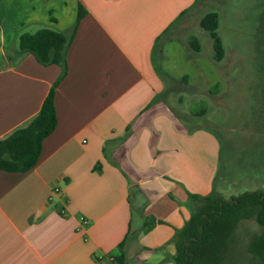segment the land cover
Instances as JSON below:
<instances>
[{
    "label": "crops",
    "instance_id": "obj_1",
    "mask_svg": "<svg viewBox=\"0 0 264 264\" xmlns=\"http://www.w3.org/2000/svg\"><path fill=\"white\" fill-rule=\"evenodd\" d=\"M79 4L86 13L54 91L55 129L31 170H0V264H102L120 254L123 264H172L171 240L195 206L189 195L264 192L255 154L264 130L229 137L240 160L222 174L217 136L168 102L189 78L166 88L155 51L197 0H0V47L11 44L0 62V139L37 115L62 72L18 53L19 36L69 32Z\"/></svg>",
    "mask_w": 264,
    "mask_h": 264
},
{
    "label": "rangeland",
    "instance_id": "obj_2",
    "mask_svg": "<svg viewBox=\"0 0 264 264\" xmlns=\"http://www.w3.org/2000/svg\"><path fill=\"white\" fill-rule=\"evenodd\" d=\"M208 12L219 16L216 33L224 48L220 62L213 60L212 41L198 24ZM189 15L177 23L169 34L171 39L160 43V52L155 51L157 71L168 89L171 77L189 78L188 84L182 85L181 99L171 96L168 102L184 120L214 132L221 143L220 171L226 174L228 166L233 168L240 160L230 149L229 137L264 130V0H197V7ZM191 37L198 41L199 52L188 46ZM10 45L6 42L0 47V62L3 54H9ZM190 114L196 116L191 118ZM255 154L262 165L258 174H263L264 148L258 145ZM246 156L240 154L239 158L247 163ZM259 232L253 218L239 222L227 264H260L246 251L250 239Z\"/></svg>",
    "mask_w": 264,
    "mask_h": 264
},
{
    "label": "trees",
    "instance_id": "obj_3",
    "mask_svg": "<svg viewBox=\"0 0 264 264\" xmlns=\"http://www.w3.org/2000/svg\"><path fill=\"white\" fill-rule=\"evenodd\" d=\"M85 13L79 4L75 23L67 33L42 28L19 36L18 53L32 55L43 66L57 65L62 72L37 115L25 126L0 139L1 171L26 173L37 164L42 142L56 126L54 91L66 75V51ZM218 23L219 16L215 12L206 13L198 23L212 41L215 62H220L224 57L223 44L216 33ZM187 44L194 52H199L200 46L195 38H189ZM136 192V189L132 190L131 195L134 197ZM189 200L195 206L189 219L171 240L175 248L172 264H227L236 226L242 220L252 218L260 227V232L250 239L246 251L264 264V192H243L230 199L213 192L206 196L189 195ZM114 258L118 264H123L122 254Z\"/></svg>",
    "mask_w": 264,
    "mask_h": 264
},
{
    "label": "built area",
    "instance_id": "obj_4",
    "mask_svg": "<svg viewBox=\"0 0 264 264\" xmlns=\"http://www.w3.org/2000/svg\"><path fill=\"white\" fill-rule=\"evenodd\" d=\"M55 192L57 191V189L54 190ZM82 223H86V221L84 219H81ZM102 264H118L116 259L113 256H109L107 261L102 263Z\"/></svg>",
    "mask_w": 264,
    "mask_h": 264
}]
</instances>
